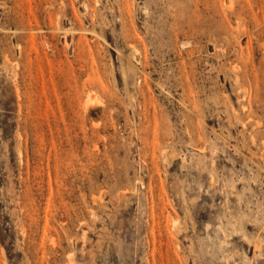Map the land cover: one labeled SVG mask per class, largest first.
<instances>
[{
	"label": "rangeland",
	"instance_id": "rangeland-1",
	"mask_svg": "<svg viewBox=\"0 0 264 264\" xmlns=\"http://www.w3.org/2000/svg\"><path fill=\"white\" fill-rule=\"evenodd\" d=\"M0 264H264V0H0Z\"/></svg>",
	"mask_w": 264,
	"mask_h": 264
},
{
	"label": "bare ground",
	"instance_id": "bare-ground-1",
	"mask_svg": "<svg viewBox=\"0 0 264 264\" xmlns=\"http://www.w3.org/2000/svg\"><path fill=\"white\" fill-rule=\"evenodd\" d=\"M90 95V94H89ZM257 253V252H256ZM261 256V255H260Z\"/></svg>",
	"mask_w": 264,
	"mask_h": 264
}]
</instances>
